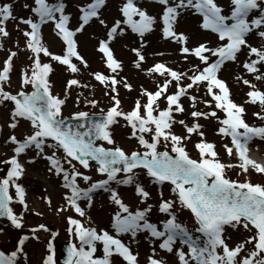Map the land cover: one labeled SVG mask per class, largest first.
<instances>
[{
  "label": "snow or ice",
  "instance_id": "obj_1",
  "mask_svg": "<svg viewBox=\"0 0 264 264\" xmlns=\"http://www.w3.org/2000/svg\"><path fill=\"white\" fill-rule=\"evenodd\" d=\"M106 2L91 0L78 4L75 28L70 26L72 16L66 13L64 0H32L31 5H23L25 9L30 8L31 14L18 19L17 31L22 32L30 55L29 64L20 76L18 91L6 90L18 51L9 50L0 63V105L11 103L7 126L13 130L5 140L13 146V154L0 161L6 168V171L0 169L4 171L0 175V217L16 229L23 228L29 205L20 183L26 173L20 157L32 152L27 163L43 159L47 162V172L62 179L66 207L57 211L70 208L79 217L66 218L71 239L63 264H115L114 257H119L121 264H139V252L134 253L131 245L138 243L141 234L153 245L158 243L160 250L172 254L176 258L173 264H264V183L248 178L252 173L264 176V161L253 158L249 149L253 140L264 141V90L242 76L236 77L250 89L245 103L259 104L261 109L253 114L261 125H250L245 120V107L234 102L228 84L219 75L226 63L233 62L240 63L256 81H264V72H261L264 43L254 46L249 42L251 37L264 42V0H228L227 5L219 0H151L162 6L159 19L139 7L137 0H124L118 9L122 19H116L111 27L101 18ZM185 13L199 17V30L213 34L215 43L205 40L190 45L189 35L176 30L179 18ZM94 18L108 29L107 38L99 40L97 51L102 54L109 74L96 71L89 75L103 87L109 106L99 107L100 100L80 92L75 97V107L79 109L83 102L85 108L98 111L76 110L65 115L70 90L89 87L76 78L81 74V67H90L78 50L76 37ZM10 20H17L13 3L4 2L0 4V40L10 37L7 30ZM158 22L162 25V38L179 45L184 61L191 63L189 57H192L198 60L197 64L184 70L157 61L144 68L147 63L144 37L155 30ZM49 23L63 42L61 54L51 52L44 42L42 26ZM20 24L26 27L20 29ZM126 29L141 41L139 47L130 49L136 57L134 67L156 78L154 89L139 86L138 98L128 111L122 108L120 88L129 92L135 89L120 74L123 62L110 47ZM240 55L245 56L242 62ZM42 56L50 59L42 60ZM52 62L64 67L73 77L66 81L63 95L53 91ZM201 89L203 98L199 96ZM185 98L189 101L187 108L182 102ZM198 104L209 110H200ZM177 114H187L192 123L177 119ZM201 119L214 120L217 124L214 134L230 138V144L224 143L222 147L238 163L221 160L216 142L207 139ZM21 121L27 122L28 131L18 137L15 130ZM117 125L130 128L127 139L136 141V149L126 150L117 143L114 132ZM177 125L182 133L174 131ZM193 135L198 137L193 145L197 151L195 158L187 149ZM237 167L244 180L228 176V171ZM93 168L103 178L94 180L87 174ZM142 175L147 183L141 179ZM113 185L132 187L138 205L126 203ZM149 185L157 186L155 204L149 202L152 200ZM165 185L169 189L168 197H165ZM97 191L107 193L109 202L115 206L108 227L95 226L86 212ZM47 202L50 206V198ZM81 202L86 207H81ZM17 203L23 208L19 214L13 206ZM154 208L162 214L156 222L151 219ZM181 211L189 213L191 226L180 218ZM229 229L233 232L243 229L248 235L232 245ZM40 230L49 232L44 224L32 228L31 232ZM57 235L54 231L50 233L41 264H57L54 245ZM124 237L129 239L128 243ZM28 239L26 235L20 237L10 253L0 250V264H19L21 256L27 261L24 245ZM147 264H169V261L159 256L154 246Z\"/></svg>",
  "mask_w": 264,
  "mask_h": 264
},
{
  "label": "rangeland",
  "instance_id": "obj_2",
  "mask_svg": "<svg viewBox=\"0 0 264 264\" xmlns=\"http://www.w3.org/2000/svg\"><path fill=\"white\" fill-rule=\"evenodd\" d=\"M4 2L13 3V15L17 20H10L7 22V30L10 33L9 38L0 40V43L3 44V48H0V63L6 58L8 51H18V55L14 58V69L10 74V85L6 86V90L15 91L19 90L20 76L24 68L29 64V51L25 46V38L22 35V32L17 31V23L20 17L27 18L30 13V8L25 9L23 5L25 3L31 5L32 0H0V4ZM67 5L66 13L71 14L72 19L70 21V26L75 28L78 21V4H85L91 2V0H64ZM124 2V0H107L106 5L101 9V18H103L109 27L115 22L116 19H122L119 12V7ZM138 6L144 8L148 11L150 15L158 17V14L162 11V6L151 2V0H137ZM221 4L227 5L228 0H219ZM199 17L193 16L190 13H185L179 18L176 30L183 31L190 37V45H194L197 41L203 42L205 40H210L215 43L216 37L211 33L202 32L198 28ZM26 26L23 24L19 25L20 29H24ZM162 25L157 23L154 26V31L152 33L146 34L144 41L147 45L145 49V54L147 56V63L144 65L146 69L148 66L152 65L154 62L163 61L173 67L181 68L187 70L189 67L198 63V60L189 57L191 63H188L183 60L179 54V45L162 38V33L160 31ZM107 28L99 24V21L95 18L87 25L83 32L77 34L78 41V50L88 61L90 67L88 69H83L81 67V74L76 77L81 80L82 83L89 84L88 88H77L73 87L70 90V96L67 101V105L64 108V114L69 115L72 111L76 110H87V111H98V109L85 108L83 102L80 105V108L75 107V97L78 93L83 92L84 96L89 98L95 97L100 100L101 103L99 107L107 108L109 106L108 97L103 95L104 89L94 78L89 75V73L100 71L105 74H109L104 61L102 59V54L97 51L98 42L100 39H106ZM43 39L46 45L49 47V50L55 54H61L64 48L62 40L54 34L53 25L51 23L42 26ZM140 37L131 32L130 29H126L125 34L122 36H117L114 41L110 44L115 57L123 62V70L120 73L121 75L127 77L133 85L134 91H127L120 88V98L122 101V108L125 111H128L133 106L135 99L139 95V86L135 85V80L141 75H146L145 72L137 70L133 61L136 59L134 53L130 51L133 47H139ZM254 46H259L264 43L260 41L257 37H251L249 40ZM90 46V48H87ZM157 52H163V56L154 55ZM50 58H45L42 56V60L48 61ZM245 59L244 55H240L239 60L242 62ZM52 67L54 71L50 74V80L54 85V93H60L63 95L66 81L70 78H73L68 72L65 71V68L60 66L56 62H52ZM261 72H264V68H261ZM220 77L226 81L228 84L232 98L237 104H241L245 107V114L252 116L253 119L249 122L250 125L260 126V119L253 115L256 112H260L259 104L253 105L251 103H245L248 99L246 93L250 90L248 86L244 85L242 81H237V76H242L255 83L258 88L264 90V81H256L253 74L247 73L244 70L240 63L228 62L223 67L220 72ZM150 78V77H149ZM148 80L143 81V85L147 88L154 89L155 79L154 77ZM199 96L203 98V89L199 93ZM187 108L189 101L185 98L182 100ZM12 107L11 103L7 105H0V161L6 160L13 153L11 151L12 145L6 144L5 140L12 133L7 125L10 122V113L9 109ZM161 107H164L163 101H161ZM200 110H209L203 104H198ZM222 115V114H221ZM177 119H185L189 124L192 123L190 116L187 114L176 116ZM201 124L205 125V132L207 139L209 141L216 142V150L219 153V156L222 161L238 163V161L227 156L222 145L224 143L230 144V138H221L215 135V129L217 124L214 120L205 121L201 119L199 121ZM124 122L121 121V125ZM28 131V124L26 121H21L18 128L15 130V134L19 137L22 133ZM174 131L177 133H182V129L177 125L174 128ZM115 138L117 143L123 146L126 150L136 149L138 146L135 140L127 139L128 134L130 133V128H125L120 125H117L114 129ZM198 140L196 135H193L191 141L187 143V149L190 154L195 158L197 156V151L193 147L194 143ZM250 155L253 158L264 161V141L258 139L253 140L250 145ZM33 156L32 152H28L26 155L20 157L21 162L25 164L26 173L21 178L20 183L24 186L26 191V201L29 205V210L24 213L23 219V228L16 229L10 223L6 221L5 225L0 226V250H4L6 253H10L17 246L18 240L22 236H28L29 239L25 242L24 251L28 254L27 261L24 260L23 256L19 257V264H41L42 256L46 254V243L51 238V232H57L58 235L54 240L55 245V258L57 264L60 263V257L62 254V247L64 244L69 243L71 239L67 232V222L66 218L68 216H73L74 218H79L77 214L72 210L68 209L67 211L58 212V208L66 207L65 201L63 199L65 189L62 187V179L54 175H51L47 172V162L43 159H36L35 163L29 164L27 160ZM0 169L6 171L4 165L0 164ZM84 171L83 169H81ZM4 171H0V175L4 174ZM89 175L93 176V179H101L94 170L88 171ZM228 176L232 179L244 180L245 176L240 174V169L233 168L228 171ZM253 182L264 183V176L259 174H250L248 177ZM141 179L147 183L146 177L143 175ZM81 186L85 185L81 183ZM117 187L121 196L126 203L135 207L138 205V199L135 196L134 189L130 186H121L113 185ZM149 190L152 192V200L150 203H157V186L149 185ZM165 197L169 196L168 186H164ZM14 194V189H13ZM47 198H50L51 205L49 206ZM14 209L17 214L23 211L21 205L14 204ZM81 207H86L85 202H81ZM114 205L109 202L108 194L103 191H97L93 197V204L91 208H86L88 216H91L94 221L95 226L98 228L108 227L111 215L114 210ZM39 213V215L37 214ZM180 218L191 226L190 216L187 211H181L178 213ZM162 216L158 213L156 209H153L151 219L153 222H156L157 218ZM87 223V221H84ZM40 224H44L49 229V232L40 230L35 234L31 232L32 228H37ZM229 234L232 236V240L229 241L230 244L234 245L237 242L243 240L248 234L241 229L239 232H233L231 229L228 230ZM38 237V239L36 238ZM125 243L129 242L127 237L123 238ZM138 243H133L131 245L133 252H139V264H147V258L152 254V248L155 246L159 256L164 257V259L169 261V264H173L175 257L172 254L165 253L163 250L158 248V243L153 245L150 239H145L144 234L138 236ZM251 247V246H249ZM115 264H121V259L119 257H114Z\"/></svg>",
  "mask_w": 264,
  "mask_h": 264
},
{
  "label": "bare ground",
  "instance_id": "obj_3",
  "mask_svg": "<svg viewBox=\"0 0 264 264\" xmlns=\"http://www.w3.org/2000/svg\"><path fill=\"white\" fill-rule=\"evenodd\" d=\"M204 33V32H203ZM87 48H90V46H87ZM148 76L147 75H141V76H139V78H137L136 80H135V85L136 86H140L141 84H143V81H145V80H148ZM150 79V78H149ZM253 119V117L252 116H249L248 117V114H245V120H246V122H251V120Z\"/></svg>",
  "mask_w": 264,
  "mask_h": 264
},
{
  "label": "water",
  "instance_id": "obj_4",
  "mask_svg": "<svg viewBox=\"0 0 264 264\" xmlns=\"http://www.w3.org/2000/svg\"><path fill=\"white\" fill-rule=\"evenodd\" d=\"M1 218H4V217H0V220H1ZM67 248H68V245H65L64 247H63V251L65 252V254L63 255V258H62V261L64 262V260H65V258H66V256H67Z\"/></svg>",
  "mask_w": 264,
  "mask_h": 264
}]
</instances>
